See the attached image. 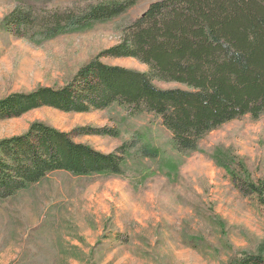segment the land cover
<instances>
[{"label":"rangeland","instance_id":"rangeland-1","mask_svg":"<svg viewBox=\"0 0 264 264\" xmlns=\"http://www.w3.org/2000/svg\"><path fill=\"white\" fill-rule=\"evenodd\" d=\"M93 1L0 0V98L64 84L119 42L124 26L156 0H138L116 18L41 44L13 34L3 21L19 3L52 10ZM103 60L147 69L131 57ZM36 120L65 131L117 129V136L76 138L102 152L125 142L134 147L121 174L57 171L1 199L0 264H233L244 253H264V205L256 194L242 193L231 176L264 181V115L225 123L185 153L175 149L158 115L118 105L84 113L36 108L0 120V139ZM143 145L157 150L154 158L140 155Z\"/></svg>","mask_w":264,"mask_h":264},{"label":"trees","instance_id":"trees-1","mask_svg":"<svg viewBox=\"0 0 264 264\" xmlns=\"http://www.w3.org/2000/svg\"><path fill=\"white\" fill-rule=\"evenodd\" d=\"M137 1L95 0L52 10L24 2L3 21L13 34L41 44L116 18ZM123 29L119 42L101 50L64 84L1 97L0 120L40 107L84 113L118 105L158 115L175 149L185 153L225 123L264 115V0H156ZM123 57L147 69L103 60ZM161 83L176 85L164 88ZM108 129L65 131L36 120L25 132L1 138L0 200L57 171L121 174L133 144L106 153L76 139L119 134ZM139 153L154 158L157 150L143 145ZM231 176L242 193L256 194L264 205V181L250 174ZM233 264H264V253H244Z\"/></svg>","mask_w":264,"mask_h":264}]
</instances>
